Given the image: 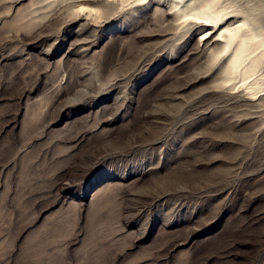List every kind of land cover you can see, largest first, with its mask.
<instances>
[{"label":"rangeland","instance_id":"1","mask_svg":"<svg viewBox=\"0 0 264 264\" xmlns=\"http://www.w3.org/2000/svg\"><path fill=\"white\" fill-rule=\"evenodd\" d=\"M175 12L0 0V264H264V47L242 81Z\"/></svg>","mask_w":264,"mask_h":264},{"label":"bare ground","instance_id":"2","mask_svg":"<svg viewBox=\"0 0 264 264\" xmlns=\"http://www.w3.org/2000/svg\"><path fill=\"white\" fill-rule=\"evenodd\" d=\"M176 9L175 14L179 17L196 14L195 21H200L201 28L208 29L205 35L211 31L212 35L203 37L201 40L207 41L219 38L214 41H220L223 53L228 54L226 60V73L231 76L239 77L242 81L249 78L253 71L259 65L257 56H252L255 48L264 47V33L256 31L253 27V20H231L224 17L218 8V3L210 5L208 0H169ZM211 8V11L201 13V9ZM240 19V18H239ZM246 22L248 30L241 31L236 27V23ZM223 29V30H221ZM251 90L258 88L257 82L252 84Z\"/></svg>","mask_w":264,"mask_h":264},{"label":"snow or ice","instance_id":"3","mask_svg":"<svg viewBox=\"0 0 264 264\" xmlns=\"http://www.w3.org/2000/svg\"><path fill=\"white\" fill-rule=\"evenodd\" d=\"M131 2H132V0H128V3H131ZM141 2H142V0H137V3H141ZM182 2H183V0H182ZM218 2H219V0H208V3L210 5L217 4ZM77 11L79 13L83 14L85 12H93V13H95L97 10L96 9H90V8L81 7L79 9H77ZM209 11H211V8L201 9V13L209 12ZM195 17H196V14L195 13L193 15L186 16L185 17V20L183 22L186 23L188 21H193L195 19ZM196 22L197 23H200V21H196ZM229 22H231V20ZM236 27L238 29H240L241 31L248 30V25H247L246 22H238V23H236ZM221 30H223V29H221ZM208 35H212L211 31L208 32ZM216 38H219V36L217 35L216 37H214V39H216Z\"/></svg>","mask_w":264,"mask_h":264}]
</instances>
